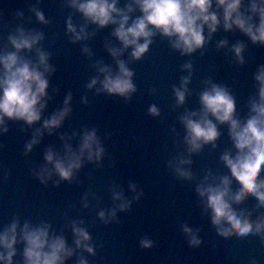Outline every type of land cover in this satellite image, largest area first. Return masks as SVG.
<instances>
[{
	"label": "water",
	"instance_id": "obj_1",
	"mask_svg": "<svg viewBox=\"0 0 264 264\" xmlns=\"http://www.w3.org/2000/svg\"><path fill=\"white\" fill-rule=\"evenodd\" d=\"M69 3L0 0V54L15 51L8 36L23 27L43 34L37 47L49 54L48 63L54 69L47 77L48 99L41 120L29 126L6 119L8 131L0 133V230L13 218L19 219L21 226L25 222L47 223L50 232L63 234L68 246L75 248V223L90 235L95 255L78 250L65 264H78L80 255L88 264H264L262 235L240 237L235 231L219 235L197 192L198 186L219 185L224 176L232 180V194L239 189L221 160L225 153L236 154L229 125L209 116L220 136L214 145L206 144L190 154L181 119L188 113L200 118V95L215 84L235 98V118L246 121L252 99L258 100L254 77L264 66V45L253 44L238 30L225 31L221 24L204 48L190 55H182L168 37L157 32L148 52L135 60L132 48L124 49L113 35L115 25L101 28L92 24ZM130 3L132 0H118L117 7L126 9ZM33 9L41 11L48 23L39 22ZM140 15L134 7L129 22ZM69 19L77 31L85 28L86 39L72 41L66 27ZM204 34L207 36L206 28ZM221 41L227 45L221 47ZM238 43L244 45L243 64L232 51ZM111 48L122 50L118 58L111 55ZM19 55L38 62L35 48ZM117 59L134 73L135 91L127 99L98 92L99 83L87 87L97 76L103 80L98 66L118 71ZM188 64L190 71L185 68ZM185 77L189 78V92L184 104L178 105L174 89L181 87ZM69 94L72 112L49 134L43 122L64 107ZM152 106L159 115L150 113ZM37 130L39 142L26 151ZM92 130L104 149L101 160L90 162L85 157L70 181L60 180L45 160L46 153L52 150L63 156L66 142L77 149L83 133ZM182 159L191 160V164L180 165ZM177 166L190 170L191 179L181 177ZM44 168L51 175L41 183L38 174ZM116 194L121 198L115 199ZM122 203L128 205L124 210ZM232 205L252 221L264 217V206L251 193L246 192ZM100 212L105 213L104 219ZM185 227L201 241L199 246L189 244L191 236ZM142 240L151 241L152 246L142 247ZM23 248L22 243L17 245L15 264H24Z\"/></svg>",
	"mask_w": 264,
	"mask_h": 264
},
{
	"label": "clouds",
	"instance_id": "obj_2",
	"mask_svg": "<svg viewBox=\"0 0 264 264\" xmlns=\"http://www.w3.org/2000/svg\"><path fill=\"white\" fill-rule=\"evenodd\" d=\"M118 0H70L69 6L83 15L85 20L103 28L115 25L113 35L121 42L124 49L132 48L131 57L141 59L152 44V37L157 32L168 37L174 49L182 55H190L197 49H203L218 27L223 25L225 31L238 30L246 35L253 44L264 45V0H132L126 9L117 7ZM138 8L141 15L130 21V14ZM37 20L47 24L44 14L33 9ZM22 16L23 13H18ZM67 32L71 34L73 42L87 38L84 27L79 31L71 19L66 24ZM205 28L207 36H205ZM43 39L40 32H27L23 27L17 28L15 34L8 36V41L15 49L13 52L0 54V133H6L8 128L5 121H24L31 126L41 120L42 110L46 107L49 87L48 76L54 71L48 63L49 54L43 52L37 45ZM143 41V42H141ZM227 41H221L220 46H226ZM36 49L38 62L23 59L19 53L23 50ZM85 52L87 49L84 50ZM114 58H118L121 49H109ZM236 59L244 63L243 44L232 47ZM118 71L113 72L110 67L98 66V72L103 75L92 79L87 85L89 89L98 83V92L118 95L128 98L135 91L132 82L134 73L123 60H116ZM189 71L191 64L185 65ZM258 84V100L252 99L251 111L246 121L235 118V98L222 86L213 84L200 95L202 115L195 119L196 113H188L182 117L186 129L184 137L188 145V152L197 153L206 144H215L220 133L209 116L219 123L229 125L230 137L234 143L236 154L225 153L221 160L230 171L231 177L239 184V189L232 194L230 185L232 180L224 176L219 185L198 186L197 192L205 201L206 209L211 212V222L217 228L218 234L223 236L235 231L237 236L261 234L264 238V217L252 221L244 215L243 210L233 207L232 201L240 200L246 192L254 195L259 204L264 206V66L254 77ZM189 78H183L180 88L174 89L177 104L183 105L189 90ZM71 94L64 100V107L44 120L43 128L51 134L60 128L65 118L71 112ZM86 102V101H85ZM153 115H159L158 109H149ZM37 130L26 147L31 151L34 144L39 142ZM75 135V134H74ZM64 139V137H61ZM72 137H68L70 141ZM104 153L94 130L85 131L77 149L71 143L64 144V155L49 150L45 160L52 166L60 180L70 181L83 164L85 157L88 161L101 160ZM180 165L191 164V160H180ZM176 172L185 179H191V171L177 166ZM47 174V175H46ZM51 173L47 168L38 174L41 183H46ZM115 199H120L116 194ZM206 198V199H205ZM126 203L120 205L121 210L127 208ZM104 219L105 213H99ZM115 216V212L111 213ZM50 225L41 223L33 225L29 222L21 226L19 219L13 218L0 230V264H15L17 245L22 243L24 264H65V261L77 254L78 250L95 255L91 237L81 227L72 224L75 237V248L69 247L63 234L50 232ZM185 233L191 238V246H199L201 241L192 234L191 229L185 227ZM141 246L151 247V241L142 240ZM78 264H88L83 255L78 257Z\"/></svg>",
	"mask_w": 264,
	"mask_h": 264
}]
</instances>
